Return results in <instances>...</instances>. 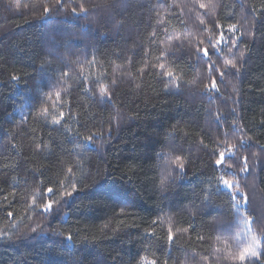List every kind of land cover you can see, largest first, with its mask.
Wrapping results in <instances>:
<instances>
[{
  "label": "trees",
  "instance_id": "16d2710c",
  "mask_svg": "<svg viewBox=\"0 0 264 264\" xmlns=\"http://www.w3.org/2000/svg\"><path fill=\"white\" fill-rule=\"evenodd\" d=\"M244 218L264 236V0H0V264H234Z\"/></svg>",
  "mask_w": 264,
  "mask_h": 264
},
{
  "label": "snow or ice",
  "instance_id": "6c2138e0",
  "mask_svg": "<svg viewBox=\"0 0 264 264\" xmlns=\"http://www.w3.org/2000/svg\"><path fill=\"white\" fill-rule=\"evenodd\" d=\"M200 8H205L206 5L204 3H200L199 5ZM84 10V9H82ZM75 11V10H73ZM205 21L201 19V23H204ZM228 31H231L233 33L236 32V25L235 24H230L228 26ZM224 37L221 35V37L218 39V43H221L223 41ZM203 55L207 57L209 55L207 48L203 49ZM225 64L231 68H234L236 70H239V66L233 61V60H225ZM161 68L164 67V65H160ZM211 67V66H209ZM166 76L172 77L174 73L171 70H168L165 73ZM221 76H223V73H220ZM14 80L18 79V77L13 76L12 77ZM210 87L212 89H217V81L215 79H212ZM59 93H57V98H59ZM100 95L105 96L108 95L106 89L104 87H101L100 89ZM44 113L47 112V109L43 110ZM61 118L63 117V113H60ZM54 123H60L59 119L53 120ZM86 139H91V137H87ZM225 160V154L224 153H219V158L215 161V164L217 166H220L224 163ZM244 163L246 164L247 158H243ZM173 164H175L178 168L182 169L184 167V160L180 157H176L173 161ZM220 179L223 181V184L227 187H231L234 182L229 181L228 179H225L223 176L220 177ZM163 183V181H161ZM75 191H77V188L75 185H73L71 191H68L65 193L66 196H71ZM48 193H53V188L48 187L47 188ZM207 195L205 196V199H207ZM244 203L247 204V199L245 198ZM239 204V201H235V206ZM52 204L48 203L44 205V211L47 212L49 209H51ZM9 217L12 216V213H8ZM241 223L244 224L247 227V238L248 241L245 245L242 247H238L236 252H232L228 246H225V249L220 250L218 249L217 251H227L228 256L231 260H233L234 264H248V262H251V264H264V248L261 247L262 243H264V236L257 235L255 233L251 232V224L252 220L250 218H244L241 219ZM184 231H188V229H184ZM168 241L173 240V233L172 229L169 228L168 230V236H167ZM141 264H155L154 260H149L147 257H142L141 258Z\"/></svg>",
  "mask_w": 264,
  "mask_h": 264
},
{
  "label": "rangeland",
  "instance_id": "374dc122",
  "mask_svg": "<svg viewBox=\"0 0 264 264\" xmlns=\"http://www.w3.org/2000/svg\"><path fill=\"white\" fill-rule=\"evenodd\" d=\"M230 188V187H229Z\"/></svg>",
  "mask_w": 264,
  "mask_h": 264
}]
</instances>
